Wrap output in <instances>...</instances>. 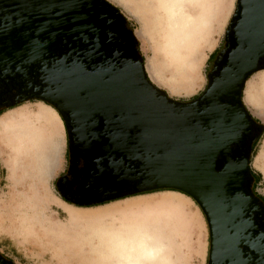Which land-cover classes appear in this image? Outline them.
Instances as JSON below:
<instances>
[{
  "label": "rangeland",
  "instance_id": "rangeland-1",
  "mask_svg": "<svg viewBox=\"0 0 264 264\" xmlns=\"http://www.w3.org/2000/svg\"><path fill=\"white\" fill-rule=\"evenodd\" d=\"M106 1L134 29L147 76L156 87L185 102L205 92L238 0H185L173 16L176 25L163 0ZM262 79L264 71L252 75L243 98L264 128ZM44 104L30 102L0 114V253L15 264H114L113 257L103 256L108 237L116 231L131 238L145 232L152 236L153 245L161 246L158 259L147 264H208L207 221L185 194L157 192L98 209L63 204L55 185L66 162L67 136L60 116ZM251 169L264 197V136L252 154ZM63 207L88 212L90 218H68ZM50 223L63 225L61 233L36 238L31 226Z\"/></svg>",
  "mask_w": 264,
  "mask_h": 264
},
{
  "label": "water",
  "instance_id": "water-1",
  "mask_svg": "<svg viewBox=\"0 0 264 264\" xmlns=\"http://www.w3.org/2000/svg\"><path fill=\"white\" fill-rule=\"evenodd\" d=\"M238 10L236 47L227 69L195 102L182 104L163 96L147 76L142 57L136 65L88 78L94 81L88 85L93 101L103 105L99 118L111 130L110 144L141 172L134 194H185L198 204L210 227L212 220L219 226L228 213L236 214L239 189L234 173L239 172L229 154L244 133L245 82L264 58V0H238L234 17ZM87 29L77 0H0V58L5 61L32 55L34 48L32 66L47 65L39 50L55 47L60 39L71 45L87 42ZM231 96L237 107L224 102L223 97ZM219 158L225 166L217 171ZM248 165L246 160L241 170Z\"/></svg>",
  "mask_w": 264,
  "mask_h": 264
},
{
  "label": "flooded vegetation",
  "instance_id": "flooded-vegetation-1",
  "mask_svg": "<svg viewBox=\"0 0 264 264\" xmlns=\"http://www.w3.org/2000/svg\"><path fill=\"white\" fill-rule=\"evenodd\" d=\"M77 3L88 28L84 34L87 42L71 45L60 39L55 47L44 46L39 51L41 59L48 63L39 67L31 63L37 51L33 47V54L23 58L18 55L5 61L1 56L0 114L30 102H42L56 110L65 126L67 151L65 166L55 186L59 199L68 206L98 209L132 197L164 192L134 194L135 186L141 184L138 177L141 172L110 144L111 130L99 118L102 113L99 108L104 110L103 105H97L89 92L88 85L94 81L88 78L97 72L106 74L142 61L134 29L106 0H77ZM239 20L238 10L222 47L215 54L205 92L227 69L228 56L236 47L233 28ZM261 71H264V58L258 63V72ZM245 87L241 94L243 101ZM159 90L163 96L167 95ZM202 95L187 102L167 96L174 102L189 104ZM223 99L229 107L238 106L233 96ZM244 113V133L238 146L231 148L229 158L236 171L246 160L249 165L245 172L240 168L239 173H234L239 189L236 214L228 213L219 226L212 220V229L205 217L209 232L208 264H264V197L258 191V177L251 169L252 153L264 128L247 108ZM224 166L225 161L219 158L217 171ZM0 255L4 259L0 264H15Z\"/></svg>",
  "mask_w": 264,
  "mask_h": 264
},
{
  "label": "bare ground",
  "instance_id": "bare-ground-1",
  "mask_svg": "<svg viewBox=\"0 0 264 264\" xmlns=\"http://www.w3.org/2000/svg\"><path fill=\"white\" fill-rule=\"evenodd\" d=\"M162 1V0H160ZM185 0H163V6L166 7L165 12H168L171 15V20L174 25H176V20L173 16L177 15L180 8V4L184 2ZM159 2V1H158ZM157 2V3H158ZM195 2V1H194ZM158 5V4H157ZM197 6V5H196ZM164 12V11H163ZM181 14V13H180ZM176 17V16H175ZM181 17V15H180ZM166 18V17H165ZM183 18V17H182ZM170 20V19H169ZM170 20V21H171ZM179 21V20H178ZM206 22V21H205ZM204 23V22H203ZM202 23V24H203ZM172 24V25H173ZM207 24V23H206ZM197 28V26H195ZM206 29V28H205ZM197 31V29H196ZM186 35V34H185ZM184 35V36H185ZM192 35V34H191ZM187 36V35H186ZM202 36V35H201ZM185 38V37H184ZM182 39L185 40V39ZM203 38V37H202ZM170 42V41H169ZM172 42H174L172 40ZM179 43V42H178ZM177 44V43H176ZM173 46V45H172ZM170 48V47H169ZM173 51V50H172ZM178 52V51H177ZM172 54V53H170ZM176 54V53H174ZM180 56V55H179ZM262 84H264V79H262ZM252 84V83H251ZM259 84V83H258ZM253 88V86H252ZM249 89V88H247ZM250 91V90H249ZM247 100V98H246ZM251 103V101L249 100ZM46 107H48L52 112H54L56 115L58 114L56 110H54L51 106L48 104H44ZM40 111V110H39ZM42 113L39 114V116ZM23 118V117H22ZM54 122V121H53ZM50 131V130H49ZM48 135V134H47ZM54 139V138H53ZM57 140V139H56ZM54 143V142H53ZM55 144V143H54ZM49 150V149H48ZM50 151V150H49ZM52 152V151H51ZM54 154V153H53ZM46 155V154H45ZM50 155V154H49ZM63 155V154H62ZM39 156V155H38ZM47 162V161H46ZM240 168H238L237 171H240ZM42 174V173H41ZM45 178V177H44ZM28 200V198H27ZM32 201V200H31ZM31 204V203H30ZM64 204V203H63ZM35 206V205H34ZM53 207V206H52ZM55 207V206H54ZM56 209V208H55ZM61 211V210H60ZM63 211L68 216V218H73L75 220H82L85 218H90V215H88V212L79 211V213L75 212H69L68 209L63 207ZM71 216V217H70ZM31 229L34 232V235L36 238H42V236H45L47 234H60L63 230V225H45L41 224L40 227L36 226L35 228L31 226ZM100 233V232H99ZM122 233V234H121ZM145 232H140L137 234V236H134L131 238L129 235H127L126 232H115V235H110L108 237V240L105 241L108 243V247L106 248L107 253H103V256L106 257H113L114 264H147L148 261H153L158 259V255L161 250V246L153 245L152 241L153 238L150 235H145ZM152 233V232H151ZM148 234V232H147ZM104 238V237H103ZM158 238V237H157ZM102 240V239H101ZM158 240V239H157ZM104 242V243H105ZM103 242L101 244H104ZM106 245V244H104ZM107 246V245H106ZM157 246V247H156ZM101 251H99L100 253ZM162 252V251H161ZM101 256V255H100ZM110 260V259H105ZM104 260V261H105ZM109 262V261H108Z\"/></svg>",
  "mask_w": 264,
  "mask_h": 264
},
{
  "label": "trees",
  "instance_id": "trees-1",
  "mask_svg": "<svg viewBox=\"0 0 264 264\" xmlns=\"http://www.w3.org/2000/svg\"><path fill=\"white\" fill-rule=\"evenodd\" d=\"M262 136H264V132L262 133L261 137H262ZM253 153H254V151H253ZM253 153H252V154H253ZM173 192H174V191H173Z\"/></svg>",
  "mask_w": 264,
  "mask_h": 264
}]
</instances>
